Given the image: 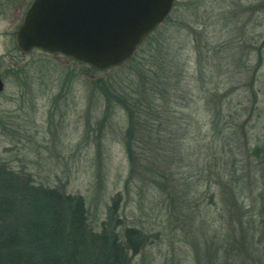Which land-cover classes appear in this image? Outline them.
Returning <instances> with one entry per match:
<instances>
[{"label":"rangeland","instance_id":"rangeland-1","mask_svg":"<svg viewBox=\"0 0 264 264\" xmlns=\"http://www.w3.org/2000/svg\"><path fill=\"white\" fill-rule=\"evenodd\" d=\"M31 2L0 0V170L18 190L29 179L82 197L94 233L114 207L122 242L142 232L128 264H264V0H175L155 34L159 63L172 65L151 122L163 138L129 184L127 113L95 85L145 101L157 49L103 71L24 53L16 35Z\"/></svg>","mask_w":264,"mask_h":264},{"label":"trees","instance_id":"trees-1","mask_svg":"<svg viewBox=\"0 0 264 264\" xmlns=\"http://www.w3.org/2000/svg\"><path fill=\"white\" fill-rule=\"evenodd\" d=\"M170 15L165 21L170 22ZM163 24L164 22L159 27ZM156 30L125 63L132 61L145 43L148 46L147 53L154 54L155 49H159L161 41L155 36ZM158 49L157 54H154L155 60L151 67L153 69H150L154 76L150 79L151 88L145 101L129 99L118 89L106 85H95L102 89L109 102L113 101L122 107L128 116L129 126L125 135L126 153L130 163L128 184L141 177L143 162L149 160L153 154L145 152L144 149L151 148L154 141L160 142L163 138L162 132H157L151 122L153 116L163 114L162 106L158 105V98L164 97L162 80L167 68L172 65L159 63L163 60L158 54ZM177 84L179 85V82ZM168 88L171 90L169 86ZM165 96L168 97L167 92ZM145 108L147 112L143 110ZM142 143L148 145L142 146ZM211 145L209 149H213V144ZM261 151L264 152V149H255L256 153L260 154ZM156 169L161 178H167L161 165ZM225 171L227 172V169ZM19 180V176L8 169L0 170V264H128L127 248L137 250L141 247L142 232L137 229L126 230L125 242L119 239L114 228L119 222L114 207L109 208L108 220L103 223L102 232L94 233L89 229L87 210L82 197L66 194L57 188L35 187L30 185L29 179H25V185L18 190ZM158 181L155 182L159 183ZM239 185L232 188L237 189ZM243 193L244 190L239 195ZM117 199H114L115 205ZM238 219L241 229L247 225L248 229L253 230L252 223L245 220L244 214H240ZM233 253L234 250L229 259H232Z\"/></svg>","mask_w":264,"mask_h":264},{"label":"water","instance_id":"water-1","mask_svg":"<svg viewBox=\"0 0 264 264\" xmlns=\"http://www.w3.org/2000/svg\"><path fill=\"white\" fill-rule=\"evenodd\" d=\"M175 0H34L18 48L61 54L97 70L121 66L171 14ZM5 84L0 77V94Z\"/></svg>","mask_w":264,"mask_h":264},{"label":"flooded vegetation","instance_id":"flooded-vegetation-1","mask_svg":"<svg viewBox=\"0 0 264 264\" xmlns=\"http://www.w3.org/2000/svg\"><path fill=\"white\" fill-rule=\"evenodd\" d=\"M33 1L34 0H32V2H31V4L28 6V8H27V11H28V9L30 8V6L32 5V3H33ZM26 11V12H27ZM25 15H26V13H25ZM25 15H24V18H25ZM24 18H23V21H24ZM23 23V22H22ZM33 50H39V49H33ZM32 50V51H33ZM41 51V50H40ZM43 52V51H42ZM25 53V52H24ZM44 53H46V52H44ZM47 55H50V56H57V57H64V58H67V59H72V58H70V57H67V56H65V55H61V54H50V53H46ZM74 60V59H73ZM1 95V94H0Z\"/></svg>","mask_w":264,"mask_h":264}]
</instances>
